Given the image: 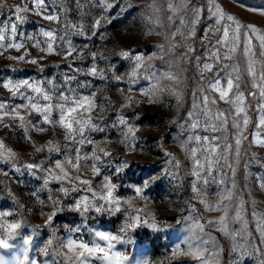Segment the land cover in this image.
I'll use <instances>...</instances> for the list:
<instances>
[{"label": "rangeland", "instance_id": "rangeland-1", "mask_svg": "<svg viewBox=\"0 0 264 264\" xmlns=\"http://www.w3.org/2000/svg\"><path fill=\"white\" fill-rule=\"evenodd\" d=\"M47 3L45 14L55 12L58 22L45 20L34 11L22 12L20 15L26 19L18 24L17 32L44 41L41 29H54L58 33L56 45H63L59 37L67 34L77 53L67 59L61 54L46 55L33 47L35 40L18 35L16 39L24 42L23 48L0 49V81L29 79L45 82L44 86L49 87L46 82L53 80L56 85L64 86L69 63L73 70L79 69L71 87L79 95L96 94L97 107L90 115L106 126L104 132L86 135L98 142V148L111 153L104 158L111 163L102 165L100 176L92 174L91 162L82 161V178L93 181V190L103 193V176H111L119 186L116 195L129 199L130 204L122 205V211L115 215L92 212L86 214L87 219L65 208L54 217L52 226H47L41 213L53 210L49 195L62 201L66 198L58 191L61 185L54 181L43 187L45 172L37 170L33 175L24 165L34 162L54 167L56 160L74 159L73 147L79 145L66 141L65 132L59 127L45 132L31 131V142L25 140L18 122L0 128V139L17 153L9 162L0 163V169L8 172V176L0 172V210H11L14 215L7 217L8 221L21 224L18 235L9 240L11 247L0 248V257L9 264H53L54 248H49L47 255L44 253L53 229L59 237L66 238L65 225L80 226L81 232L75 235L88 240L90 230L118 233L127 219L124 212L140 209L141 224L124 235L128 242L116 244L115 250L125 253L129 264L145 261L147 264H202V261L203 264H264V188L261 187L264 145L257 142L264 140V126L258 127L264 116L261 108L264 105L261 96L264 0H47ZM17 6L25 7L24 0H0V27L9 29L6 40H11L10 27L15 22ZM27 6L32 8L30 3ZM220 15L223 18L217 24ZM229 15L234 18L232 21L227 19ZM97 21L100 24L94 27ZM225 27L229 29L228 47L217 44ZM125 51L130 53L129 58L122 56ZM25 52L38 62L10 59ZM214 52L220 58L213 63L211 71L202 70L201 62H212L208 57ZM92 53L96 54L95 60ZM136 55L144 57L138 68H134L135 61L131 59ZM93 65L103 78L85 74ZM133 71L135 78H131ZM217 73L223 77L221 85L225 88L227 77L233 78L229 99L243 93L244 113L237 115L233 104L221 100L219 93L208 87ZM83 82L90 86L80 88L78 85ZM205 94L209 101L202 116ZM128 97L133 102L129 103ZM0 98L12 99L2 87ZM119 113L135 126L134 141L122 143L127 128L118 124ZM22 114L34 124L40 120L35 113L29 117L25 110ZM88 115L85 113L84 118ZM192 121H199L198 129H192ZM235 123L240 124L239 130L233 126ZM257 132L259 136L255 135ZM197 135L201 137L198 143ZM207 137L212 138L215 146L211 154L215 162L210 170L205 163L198 179L193 175L189 149L196 148L203 162L211 146ZM49 140L60 144L59 153L50 154L47 148L35 152V147ZM92 150L93 146L85 144L82 154H91ZM125 162L128 167L116 174L115 168ZM71 175L75 178L77 173L71 171ZM146 180V200L136 198L133 189L126 187H142ZM194 181L198 193L192 190ZM63 186L71 187L67 183ZM33 192L45 204L41 205ZM73 195L91 198V193L86 191ZM66 202L73 203L71 199ZM237 210L239 219H236ZM222 216L226 217L227 231L219 225ZM196 225H203V230ZM33 232L32 243L25 245L24 239ZM0 238L7 239L6 233L0 234ZM197 250L203 251L204 256L184 254ZM55 259L61 262L63 256Z\"/></svg>", "mask_w": 264, "mask_h": 264}, {"label": "snow or ice", "instance_id": "snow-or-ice-1", "mask_svg": "<svg viewBox=\"0 0 264 264\" xmlns=\"http://www.w3.org/2000/svg\"><path fill=\"white\" fill-rule=\"evenodd\" d=\"M24 3L25 7L21 8L17 6L15 8V13L17 15L15 17V22H12L10 27L11 40H6L5 33L6 31H9L7 26L0 27V49L12 48L19 51L24 47V42L16 39L18 35H25L17 32L18 24L23 23L26 19L23 15H20L22 12L34 11V14L41 15L45 20L54 22L59 21V16L55 12H53V14H45L48 10L47 0H24ZM29 3L32 5L31 9L27 6ZM108 7H111V5H108ZM214 15H216V13H214ZM222 18V15H220L216 19V23L220 24ZM227 19L232 21L234 18L229 15ZM99 24L100 21H97L94 27H98ZM71 27L75 28L74 25ZM252 31L254 32L255 29L253 28ZM81 34H83V32H81ZM40 35L46 39L44 41H40L35 39V37L26 35L25 39L35 40L33 47L38 48L46 55L61 54L65 57V59H67L78 51L68 38L67 34L59 37L60 40L64 42V44L60 46L56 45L58 33L54 29L42 28ZM228 38L229 29L228 27H225L223 37L217 42V44L228 47ZM261 42L264 44V38H262ZM209 46L212 45L210 44ZM122 56L129 58L130 53L125 51L122 53ZM92 57L93 60H95L96 54L92 53ZM212 57H216V60H213ZM219 58V53L214 52L211 57H208V60L212 62H201L203 65L201 69L211 71L213 63H216ZM10 59H18L32 64H36L38 62L36 59L31 58L30 54L27 52L20 57H10ZM131 59L135 61L134 68H138L143 62L144 57L142 55H136L131 57ZM226 67L227 66H225V68ZM68 68L69 73L64 77V86L56 85L53 80H48L46 82L49 87L44 86L45 82L29 79L13 80L11 78H6L0 81V87L9 92L12 98L11 100L0 98V128L10 127L11 124L18 122V126L24 132L25 140L31 142V131L45 132L59 127L64 130V138L66 141H71L74 146L79 145V147H73V151L75 152L74 159L71 157H65L63 161L56 160L54 167H45L43 163L37 164L34 162H28L24 165V167L33 175L37 170L45 172L46 176L44 178L43 187L47 188L49 182L54 181L61 185L58 188L59 193L62 194L66 200L71 199L73 201V203L68 204L66 200L62 201L60 199H54L53 195H49L48 202L51 204L53 210L47 214L41 213V215L46 217L47 226H52L54 217H56L57 214L65 208L69 211L77 212L87 219L86 214H90L92 212L100 215H103L104 213L115 215L116 213H120L122 211V205L130 204L129 199H122L116 195L119 186L113 182L111 176H103V188L105 190L103 193H98L93 190V181L82 178V161L85 162V164H87V162H91L92 174L94 176H100L102 174V165L105 163H111V161H106L104 159L109 157L111 153L103 148H98V142L92 139L89 135H86V133L89 132H104L106 130V126H101V124L97 123L90 115L91 111L97 107L95 100L96 94L94 92L91 95L77 94V89L72 88L71 85L74 81H76V73L80 70H73L71 63H69ZM249 71H252L251 65L249 67ZM85 74L100 76L103 78L102 72H98L95 65L91 66ZM135 76L136 73L133 71L131 73V78H135ZM117 79H120V77H117ZM222 79L223 77L220 73H217L215 79L209 81L208 87L211 90L218 92L221 100L233 104L237 115L244 113L245 108L243 106V93H239L235 96V98L229 99V92L233 87L234 80L229 75L227 77V88H225L221 85ZM78 86L80 88H85L90 85L88 82H83L79 83ZM143 94L148 95V92ZM253 95H255V93H253ZM261 96L264 97V90L261 91ZM15 99H20L22 102L19 104L13 103L12 101ZM203 100L204 107L201 112L202 116L205 112H207L206 105L209 101L207 94L204 95ZM127 101L129 103L133 102L131 97H128ZM211 102L215 103L216 101L212 100ZM261 108L264 109V105H261ZM25 110L29 112V117L32 113H35L40 117V120L34 124L30 118L22 114V111ZM54 113L56 114V118H54ZM85 113H89L87 118H84ZM220 115L221 113L217 114V117ZM5 118H7V122L5 121ZM117 122L120 126L127 128V132L123 133L124 140L122 143H127L130 140L134 141L136 131L135 126L128 124L127 119L122 113L117 115ZM243 124L245 126L248 124L247 115L244 116ZM198 126L199 121L191 122L193 130L198 129ZM233 126L238 130L240 129L239 123H235ZM259 126H264V116L261 117L258 127ZM255 135L259 136V132ZM195 139L198 143L201 140V137L197 135ZM207 139L211 143V146L208 147V156L205 157L203 162L197 156L196 148L191 147L189 149L192 153L193 175L198 179L200 177V173L202 172L201 170L205 168V163L210 170L212 164L215 162L211 158L212 152L215 151V146L211 142V137H207ZM257 142L264 145V140H259ZM85 144L93 146L91 154H82V149ZM236 144H240L239 138L236 139ZM44 148H47L50 154L59 153L61 151L59 143L49 140L45 145L35 147V152L39 153L43 151ZM16 155L17 153L12 148L8 147L2 139H0V163H7L12 158L16 157ZM12 167L18 170L17 165L13 164ZM126 167H128L126 162L117 166L115 168V173L119 174ZM71 171H75L77 173L75 178L72 177ZM0 172H2L4 176H8L7 171L0 169ZM65 183L71 185V187H64L63 185ZM77 185H82L83 187H77ZM126 187L133 189L136 198L141 200L147 199L144 195V190L148 187L147 180L144 181L142 187L138 185H128ZM261 187L264 188V182L261 183ZM192 190L193 192H199L198 184L195 181L192 184ZM8 191L9 195H11V190L9 189ZM54 191L56 190H50V192L53 193ZM82 191L91 193V198L88 195H73L74 193H80ZM32 195L37 197L41 205L45 204L44 200L39 199L38 193L33 192ZM201 203H203V201H201ZM217 207H222V205H217ZM207 210L211 211L212 209L207 208ZM225 212L227 213V209H225ZM11 215H14L11 210H0V234L6 233L7 235V239L0 238V248L2 249H9L11 247L9 240L18 235V230L21 228L20 223L8 221L7 217ZM124 215L127 219L124 225L119 229L118 233L105 232L99 229L90 230V239L88 240L75 235L76 233L81 232L80 226L71 227L69 225H65V230L68 233L66 238L59 237L56 229H53L50 238L46 242L44 253L47 255L48 249L54 248L55 256L53 257V264H94V261H100V264H129V257L125 253L115 250L116 244L128 242L123 238L124 235H126L130 229L141 224L142 215L140 209L125 211ZM239 218L240 211L237 210L236 219ZM219 225L222 229L227 231V221L225 216L220 218ZM151 227H155V224H152ZM196 227L203 230V225H196ZM262 232H264V229H262ZM34 235L35 232H33L32 235L27 236L23 243L25 245H30ZM27 250L28 249L25 247L24 252L26 253ZM176 254L179 253H174V255ZM184 254L192 255L197 258L204 256V252L200 250ZM60 256H63V261L57 262L55 257ZM0 264H9V262H7L3 257H0ZM137 264H147V262H137Z\"/></svg>", "mask_w": 264, "mask_h": 264}]
</instances>
